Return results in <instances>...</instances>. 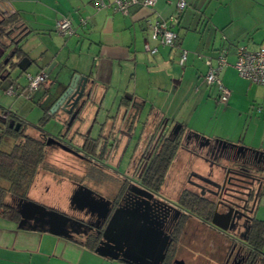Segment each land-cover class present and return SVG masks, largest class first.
I'll return each instance as SVG.
<instances>
[{"label":"crops","instance_id":"0c3cea01","mask_svg":"<svg viewBox=\"0 0 264 264\" xmlns=\"http://www.w3.org/2000/svg\"><path fill=\"white\" fill-rule=\"evenodd\" d=\"M179 1H183L186 7L178 14V25L173 28L178 37V48L157 46L150 39L145 23L152 21L155 14L164 19L175 15ZM107 3L110 4V0ZM8 15L18 21L13 25L15 28L19 27V30L9 34V37H17L16 43H12L5 34L4 43L11 46L6 50L0 49V59L14 46L20 47L24 57L30 61L26 71L21 72L26 77L40 72L46 74L47 71L46 67H38L32 73L28 72L33 62L22 48L27 41L38 42L40 37L48 47L55 49L62 46L60 50L64 51L67 49L63 46H70L79 52V57L74 58V64L70 67V74H78L91 80L96 86L95 100H100V104H93L87 113L88 117L80 126L76 123L71 129L64 131L60 122L62 130L52 133L65 134L66 140L78 147L84 143L83 133L90 130L86 138L99 143L101 149L109 148L110 131L114 126H126L125 120L129 114L135 117L130 124L135 130L134 137L129 143L135 140L144 143L147 135L158 123L159 130L160 127H165L166 130L169 124L166 116L169 115L160 110L162 107L158 110L137 95L140 84L147 86L153 82L159 95L167 96L170 93L175 94L176 91L177 94H188L191 86H194V96H197L198 101L219 105L217 90L204 83V80L209 69L206 62L210 61L211 66H215V58L221 48L227 52L228 65L220 72L219 79L229 91V98L222 109L223 114L236 112L246 116L250 110L254 115L264 113V87L240 77L233 68L237 47H244L250 52L264 48V0H156L152 9L135 6L126 15L114 10L112 5L97 8L94 0H0V17ZM62 19L71 22L73 35L66 37L56 32V23ZM145 41L150 47H157L154 56L145 52ZM180 50L187 53L183 66L179 64ZM15 59V63L20 60ZM179 77L180 81L177 80ZM185 87L187 91L184 90ZM49 108L50 103L47 102L42 116L46 115L47 120L55 119L47 114ZM112 116H117L118 119L113 122ZM262 116L264 118V114ZM258 122L262 125L259 139L256 138L257 131L249 137L247 125L243 133L237 134L234 129L230 134L214 135L213 138L242 146L247 151L264 153V121ZM174 126H179V131L182 132L186 128L181 122ZM138 132L141 135L136 138ZM191 132H197L196 137L203 138L199 131ZM125 142L126 139L122 137L121 148H124ZM108 153L109 151L104 150L103 162L110 166L116 158L111 160V154ZM126 158L129 159L126 161ZM119 159L129 173L130 157L122 152ZM110 171L109 168H94L92 173L97 178L100 174L109 181L113 177ZM124 173L127 174L126 171ZM211 175L215 178L219 173L212 171ZM202 228L222 237L226 242L225 246H228L227 235L217 231L208 222L203 223L187 214L178 236V249L184 230L191 229L198 234ZM223 254V258L219 256L221 262L227 256L225 249ZM0 264L127 263L99 256L95 250L84 246L83 240L76 237H65L47 229L0 217Z\"/></svg>","mask_w":264,"mask_h":264},{"label":"rangeland","instance_id":"374dc122","mask_svg":"<svg viewBox=\"0 0 264 264\" xmlns=\"http://www.w3.org/2000/svg\"><path fill=\"white\" fill-rule=\"evenodd\" d=\"M37 40L40 41L23 43L22 48L33 62L28 70L29 73H32L38 67H46L45 69L53 67L52 72L46 74V79L39 88L34 92L24 91L22 88L26 89L27 86L26 74L21 73L18 69L7 79L0 78V113L10 111L19 116L25 122V133L31 137L38 136L34 126L39 124L43 108L49 98L54 96L56 90H58L59 80L63 85L72 76L70 67L74 64V58L79 57V52L70 46L67 48L63 46L67 50L61 51L60 48L62 46L54 49L53 47H48V44L40 37ZM5 61L4 56L0 59V64H4ZM13 61L17 60L13 59ZM180 79L179 77L177 80L180 81ZM155 88L156 84L153 82L152 85L149 84L147 86L140 84L137 95L158 110L160 109L159 107H162L160 110L169 115L170 118L166 116L167 120H169L166 128L168 132L173 129L175 123L181 122L186 127H184L183 135L187 133L189 136H192L191 134L196 136L197 132L193 133L191 131H199L204 139L210 140L212 146L217 140L213 138L214 135H227L234 129L237 134H240L243 133L247 125V127L249 126V137L257 131L256 138L259 139L262 125L258 120L264 121L262 116L264 113L254 115L250 110L246 116L238 115L236 112L223 114V104L213 105V102L206 104L204 101H198L197 96H194V86H191L188 94L182 92L177 94L176 91L175 94L170 93L169 96L166 94L159 95V90H155ZM213 88L216 90L215 87ZM9 89H12L13 93L8 94ZM19 90H22V92L20 93ZM184 90L187 91V88L185 87ZM27 95H30L29 99L25 97ZM173 95L174 97L176 95V97L174 98ZM168 107L169 109L167 110ZM146 110L148 111V108ZM157 126H159V123ZM62 128L58 119H48L42 126V130L50 134L56 133ZM63 130L65 131L66 127ZM231 145L242 148V146L235 144ZM5 147L0 146V149L8 150V147ZM179 148L157 196L159 200H166L173 204L178 203L180 195L185 190L200 194L201 191L196 188V183H200V178L203 179V183L209 182L207 179H210L212 171L219 172L218 167L229 163L226 162L223 156L216 157L215 155L212 157L208 149L199 148L194 144L191 150H185L181 146ZM129 155L130 153L127 151L126 157ZM128 159L126 158L125 160L127 161ZM79 160H81L79 157L68 154L60 147L51 146L47 151L44 168L39 170L33 187L28 193V199L61 213L75 215L74 213L81 214V211H78L72 205L71 198L80 188H86L103 198H112L115 193L112 180L107 181L108 179L98 173V178L93 176L94 167L87 162H80ZM0 184L7 186L4 182H0ZM206 197L212 198L208 194H206ZM254 216L257 220H264V195L257 201ZM25 223L27 225L36 224L34 221ZM44 228L50 229V226L44 225ZM57 231L63 233L71 232L68 227L66 230ZM182 236L176 256L178 259L185 261L186 264H220L219 256L223 258L224 249L226 251L229 249L228 246H225L226 242L221 239L222 237L203 228L198 234H195L191 229H186Z\"/></svg>","mask_w":264,"mask_h":264},{"label":"flooded vegetation","instance_id":"af4514ba","mask_svg":"<svg viewBox=\"0 0 264 264\" xmlns=\"http://www.w3.org/2000/svg\"><path fill=\"white\" fill-rule=\"evenodd\" d=\"M0 49L2 48L0 47ZM10 52H8V54L6 53L5 59H8V57L10 56ZM15 58L16 57L14 56L9 57L6 64H0L1 79H7L8 77H10V75L16 70V68H13V65L17 64L24 57L20 58V60L16 63L13 61V59ZM60 96L61 95L58 94L49 98L48 103H50V108L47 114L62 122L63 126L68 130L71 129V127L76 123L79 126L83 124V122H85L86 118L88 117L87 113H89L92 106H90L85 112H80L77 115L76 119L69 125L68 123L71 119V115H68L63 111V104H60L59 102L58 105L53 108L55 103L59 100ZM97 102L94 97L92 99V103L96 104ZM5 114L6 112L0 113V123L3 124L4 122H7L9 128H15L16 124H20V126L24 125L25 122H23V120L19 116L17 117L16 114H14V119H8V121H6L7 117L5 116ZM133 118L135 119L134 115L129 114L125 120L127 121L129 127H127V124L123 128H120L119 126L115 127L113 125V129L109 133V137L111 140L109 143L110 146L109 148L106 147V149L105 147L104 149H101L100 144L96 143L95 141V143L92 141L87 142L90 141L89 138H86L89 136L88 133L90 132V130L86 131V133H83L84 135L82 136L85 137L83 139L84 143L78 147L69 143L68 140H66L65 134L63 133L50 134L48 132H44L42 128L39 127V124L37 126L35 125L34 128H36L39 138L45 141V144L47 139L51 137L56 141L64 144L65 146L70 147L82 154L85 158H79L91 164L94 168H98L101 170L109 168L113 176L112 182L115 188V193L112 198H104L109 202V207L112 210L117 208H124V210H144L143 208L147 209L150 216L154 217L159 222V224H161V229L166 235L169 236V246L167 247L165 258L161 264H164V262H166V259L170 258L169 256L172 257L169 264H176V261L181 259H178L176 256L178 247L172 248L174 246L171 245V243L173 233L178 225V222H180L181 215L186 213L182 208V205L179 203V200L178 203L174 204L169 203L166 200H159L157 198L158 192L146 186L143 183V180L145 176H147L148 168L155 158V153L159 150V143L164 138L174 141L177 137H179V140H177L178 142H175L177 143V151L178 149H180V146L185 150H191L193 144L198 147L199 144L203 141L196 136H189V134L187 133L186 135H183V132L180 131H178V133L176 134L174 129H171L168 132V129L165 130V127H161V129L159 130V126H156L152 130V132L147 135L146 141L144 143H140L138 140H135V142L133 143H129L130 139H133L135 131L134 128L130 126V124L132 123L131 120ZM111 119L114 122L118 119V117L112 116ZM139 134L141 135V133L139 132L136 133V138ZM122 137L126 139L124 148L120 147V141ZM51 146L56 147V145L54 144H51ZM104 150L109 151L108 154H111V160H113L114 157L116 158L113 164H111L110 166H107L105 162H103ZM127 151L128 153H130L128 157H130L131 160V168L128 171L129 173H127V170L121 164L119 159L122 152L127 153ZM209 154L212 157L216 155V157L223 156L226 158H230V160L228 161L229 163L224 165V168L226 170L229 169L232 172L233 175H230V178L232 176L233 181H230L229 185H225V189L222 193L210 186L209 183H203L201 180H199L200 183H196V188L201 191L200 194L188 190L185 191L193 193L195 196L206 199L207 201L213 203V212L209 216L208 224L210 223L215 212L222 215L230 210L228 218L218 217L217 219V222H219L222 226L227 227L228 225L229 227L225 232H221L229 237V249L227 251L225 260H223L220 264H244L246 256L242 252L240 247L242 242L246 239L253 218H255L254 213L257 201L261 196L264 195V156L255 155L243 151L237 152L236 149L230 148L229 146L223 148L219 145L211 148V152H209ZM125 171L127 174L124 173ZM224 173L225 171H223V173H219V177H221V180L224 176ZM209 178L213 180L211 174ZM214 192L218 193V195L214 194ZM224 192L226 194H223ZM94 194L96 196H99L96 193ZM206 194L210 195L212 198L206 197ZM218 203L221 205H217ZM74 214L75 215H68L73 221H75L69 223L68 225V228H70L71 231L70 235L72 237H76L77 239L81 240H86L91 235L100 237V232L103 230L105 225H102V220L100 218H97L96 214L92 215L87 212L86 209H84L81 214ZM230 218L233 219L231 220L233 221L232 226H230L231 223L227 224V219ZM183 262L184 264H186L185 261Z\"/></svg>","mask_w":264,"mask_h":264},{"label":"water","instance_id":"95a60500","mask_svg":"<svg viewBox=\"0 0 264 264\" xmlns=\"http://www.w3.org/2000/svg\"><path fill=\"white\" fill-rule=\"evenodd\" d=\"M14 52H10V56H14ZM8 57V59H9ZM8 59L4 62L7 63ZM30 61L27 57L22 58L17 64L16 69L20 72H25L29 67ZM50 72V68L47 69L46 74ZM96 86L94 83L86 77H81L78 74L70 76L66 84L58 82V90H56L55 96L60 94L59 100L55 103L53 108L60 104H63V111L66 114L71 115L69 125L72 123L77 115L81 112H85L90 106H93L92 99L95 97ZM52 97V96H51ZM100 104V100L97 102ZM11 127V125H10ZM20 124H16L15 131H18ZM178 133L180 127L175 126L173 128ZM203 142L199 144V148H206L211 152V148L216 145L226 148H234L239 151L252 153L255 155H263V152L247 151L243 147L227 144L220 140H216L214 145L211 146L210 140L200 138ZM51 144L60 147L65 152L72 154L76 157L85 158L82 154L75 151L74 149L65 146L64 144L56 141L49 137L46 141V146ZM226 162L230 158H226ZM225 166H220L218 173L225 171L222 180L221 177H215L213 180L207 179L210 186L215 188L221 193L225 189V185H229L230 181H233L232 172L229 169H225ZM214 177V176H212ZM202 181L203 179L200 178ZM206 181V180H205ZM218 195V193L214 192ZM223 194H226L225 192ZM247 195V194H246ZM151 196V195H149ZM242 201V200H241ZM243 202V201H242ZM72 205L76 206L78 211L87 210L90 214H96L97 218L102 220V225H105L103 230L100 232L101 239L99 240L95 253L104 258L112 260H121L127 264H161L165 258V252L169 246V236L164 233L161 229V224L154 218L151 217L148 210L134 209L124 210V208H117L112 210L109 207V202L103 197L96 196L86 188H80L71 198ZM221 205V204H217ZM226 208V207H225ZM229 211L225 214L214 213L210 226L220 232H225L227 227L222 226L217 222L218 217L228 218ZM20 216V224H26L27 221H34V226L47 229L51 233H58L62 236L72 237L70 232H58L57 230H66L69 227V223L75 222L69 217L61 214H57L53 211L44 209L43 207L32 203V202H21L17 210ZM233 219H227V224L233 225ZM44 225L50 226V229L44 228ZM176 264H184L183 261L178 260Z\"/></svg>","mask_w":264,"mask_h":264},{"label":"trees","instance_id":"16d2710c","mask_svg":"<svg viewBox=\"0 0 264 264\" xmlns=\"http://www.w3.org/2000/svg\"><path fill=\"white\" fill-rule=\"evenodd\" d=\"M15 21L18 22L10 15L0 17V47L3 50L11 46L9 43H4L5 34L12 43H16L17 37H9L10 32L19 30V27L15 28L13 25ZM222 49H219L218 52ZM11 51L14 52V57L18 59L25 56L18 46H14ZM15 66L16 64L13 65V68H16ZM5 116L7 117L6 121H8V119H14L15 115L7 111ZM46 121L47 116H42L39 121V127L42 128ZM180 132L182 131L180 130ZM177 140H179V137L174 141L167 138L160 141L159 150L155 153V158L148 168L147 176L143 180L146 186L156 192H159L160 187L163 185L167 171L176 155L177 143L175 142H178ZM0 146L8 147V150L0 149V182H4L7 185L5 187L0 184V217L18 222L20 221V216L17 212L19 204L21 202H32L28 199V193L33 187L39 170L44 168L47 151L51 145L46 146L45 141L39 136L31 137L26 134L24 125H21L19 130L15 131L14 128L8 127L7 122H4L3 124L0 123ZM179 203L186 214L181 215L180 222H178L173 233L171 245L174 247L172 248L178 247V236L187 214L203 223H207L209 216L213 212L212 202L199 198L187 191L182 192L179 197ZM35 204L46 210L69 217L67 214L55 209L47 208L39 203ZM99 240L100 237L91 235L88 239L83 240V244L89 249L95 250ZM240 248L246 256L244 264H264V220L253 218L246 239L242 242ZM169 257L164 264L170 263L172 257Z\"/></svg>","mask_w":264,"mask_h":264},{"label":"built area","instance_id":"2783aa9c","mask_svg":"<svg viewBox=\"0 0 264 264\" xmlns=\"http://www.w3.org/2000/svg\"><path fill=\"white\" fill-rule=\"evenodd\" d=\"M94 0V4L97 8L107 7L112 5L114 10L126 15L130 8L140 6L144 8L152 9L156 3V0ZM186 7L183 1H179L176 5V14L166 19L155 14L152 21H146L145 27L149 32L150 39L154 41L157 46L167 47L170 49H177V34L173 30L178 25L179 17L183 9ZM56 32L62 36L69 37L74 34L71 22L68 19L59 20L56 23ZM144 50L151 56H154L157 52V47H150L148 42H144ZM227 52L222 49L218 52L215 58V66H211L210 61L206 62L209 67L207 74L205 75V81L208 86L215 87L217 90V102L225 105L229 98V91L223 86L219 79V74L225 66L228 65L226 60ZM187 53L183 50L179 52V64L184 65L186 61ZM235 62L233 68L238 75L254 84L264 87V48H260L257 51L250 52L244 47H237L235 52ZM27 92L36 91L39 86L45 81L46 74L40 72L36 75H27ZM8 94L13 93L12 89H9ZM27 99L29 95L25 96Z\"/></svg>","mask_w":264,"mask_h":264}]
</instances>
